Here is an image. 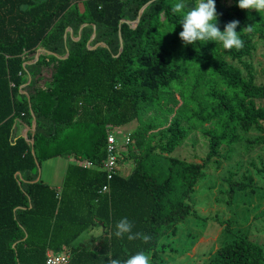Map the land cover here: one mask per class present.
<instances>
[{"label": "trees", "instance_id": "trees-1", "mask_svg": "<svg viewBox=\"0 0 264 264\" xmlns=\"http://www.w3.org/2000/svg\"><path fill=\"white\" fill-rule=\"evenodd\" d=\"M173 2L0 0V264H45L48 250L64 247L67 264H107L108 256L140 251L159 264L160 238L196 213L190 201L207 164L218 168L240 143L246 152L264 145V83L250 60L264 42V11L215 0L221 31L232 20L237 32L253 25L239 33L244 47L185 46ZM149 107L174 116L135 129L132 170L122 173L116 147L108 173V127ZM195 131L207 143L203 160L173 155ZM58 155L90 161L72 160L60 190L39 180V164ZM224 181L227 205L253 184L232 173ZM125 217L150 240L117 238ZM90 226L100 233L76 243ZM209 264H264V250L239 235Z\"/></svg>", "mask_w": 264, "mask_h": 264}, {"label": "rangeland", "instance_id": "rangeland-1", "mask_svg": "<svg viewBox=\"0 0 264 264\" xmlns=\"http://www.w3.org/2000/svg\"><path fill=\"white\" fill-rule=\"evenodd\" d=\"M222 1L231 3V0ZM250 60L256 70L257 82L264 83V42L257 43V49ZM262 104L264 105V101ZM173 116L174 113L149 107L142 110L137 119L125 125L108 127L116 140L118 166L123 174L127 175L132 170L134 154L138 152L132 138L133 131L143 125L169 121ZM161 126L151 130L150 134L157 133ZM15 129L20 130V126L17 125ZM126 138L130 142L127 143ZM206 151L205 138L199 131H195L175 149L173 155L201 162ZM205 171V177L195 187L190 201L195 215L179 223L173 234L168 232L159 240L156 262L163 261L158 262L159 264H209L219 246L239 235L257 242L264 250V145L246 152L240 143L235 146L230 160H223L218 168L210 162ZM230 173L237 180L249 176L253 184L251 190L237 193L232 203L227 205V183L224 179ZM226 221H230V224ZM92 228L90 226L85 229L75 242L88 241L91 236L100 233L98 228ZM146 255L150 258V264H153L152 253L148 252Z\"/></svg>", "mask_w": 264, "mask_h": 264}, {"label": "clouds", "instance_id": "clouds-1", "mask_svg": "<svg viewBox=\"0 0 264 264\" xmlns=\"http://www.w3.org/2000/svg\"><path fill=\"white\" fill-rule=\"evenodd\" d=\"M237 6L242 10L264 11V0H238ZM171 12L179 14L182 18L179 24L182 31L179 37L185 46L193 45L195 42L203 41L205 43L214 41L220 43L226 50L235 48L241 50L244 47V41L239 33L252 32L253 25L237 32L239 26L238 20H232L224 25L221 31L218 25V17L215 0H195L193 6L189 7L186 0H174L171 5ZM116 231L114 235L122 238L125 235L128 240L142 238L144 242H148L150 237L142 233H134L132 231L133 224L127 219L122 218L115 225ZM107 264H150V258L142 251L129 256L126 259L112 258L108 256Z\"/></svg>", "mask_w": 264, "mask_h": 264}, {"label": "crops", "instance_id": "crops-1", "mask_svg": "<svg viewBox=\"0 0 264 264\" xmlns=\"http://www.w3.org/2000/svg\"><path fill=\"white\" fill-rule=\"evenodd\" d=\"M26 129H27L26 127L21 128V134L22 135H24ZM72 160L76 161L78 163H82L84 165H90V163H89L90 161H87V159H82L81 157L73 159L71 157H63V156H59V155L54 156V157L48 158L46 160H43L39 164V167H40L39 168V180L43 183L48 184L50 187H53L57 190H60L61 186H62L64 175L66 172L67 165ZM93 228H95V227H93ZM93 228H92V230H93ZM83 242H86V240H84ZM79 243H82V242H79ZM66 248H67V252H68V247H66ZM48 251H50V250H48ZM68 255H69V253H68Z\"/></svg>", "mask_w": 264, "mask_h": 264}, {"label": "built area", "instance_id": "built-area-1", "mask_svg": "<svg viewBox=\"0 0 264 264\" xmlns=\"http://www.w3.org/2000/svg\"><path fill=\"white\" fill-rule=\"evenodd\" d=\"M126 140L128 142L129 138H126ZM115 144H116V140L114 139L113 135H111L110 133L107 137V151L109 155L107 161H105L103 164V166L106 167L108 173H110L114 169L116 163ZM68 258L69 255L66 247H64L58 253H55L52 250H50L46 253L45 264H67Z\"/></svg>", "mask_w": 264, "mask_h": 264}, {"label": "water", "instance_id": "water-1", "mask_svg": "<svg viewBox=\"0 0 264 264\" xmlns=\"http://www.w3.org/2000/svg\"><path fill=\"white\" fill-rule=\"evenodd\" d=\"M138 20H139V15H138V17H137V19L135 21V24H137ZM35 58H37V55L35 56ZM33 124H34V121H33ZM26 132H27V129H26V131L24 133V137H26Z\"/></svg>", "mask_w": 264, "mask_h": 264}]
</instances>
